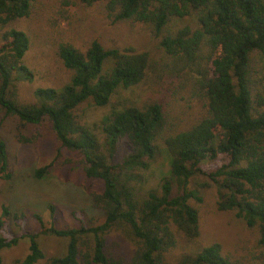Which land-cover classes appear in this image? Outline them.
I'll list each match as a JSON object with an SVG mask.
<instances>
[{
    "label": "trees",
    "instance_id": "16d2710c",
    "mask_svg": "<svg viewBox=\"0 0 264 264\" xmlns=\"http://www.w3.org/2000/svg\"><path fill=\"white\" fill-rule=\"evenodd\" d=\"M31 1L0 0V111L17 120L18 131L26 124L49 125L59 145L55 158L102 183L101 192L90 196L102 221L28 231L22 215L2 206L0 264L1 251L22 239L28 252L17 264L43 259L124 264L119 245L106 241L111 233L133 245L126 264H234L217 244L180 252L174 263L167 260L198 237L194 204L206 189L214 191L216 210L256 228L257 246L264 251V0H80L98 5L113 23L147 28L167 60L161 66L171 78L168 90L177 115L156 100L112 104L119 89L141 84L155 66L147 52L104 48L95 40L84 52L58 44L56 57L69 72L68 81L57 89L35 88L33 102H19L14 84L30 78L22 62L29 41L23 32L5 28L28 15ZM84 102L111 106L100 123V139L81 120L78 109ZM160 144L168 155L167 174L137 198L124 173L145 170ZM119 148L123 154L114 163ZM0 179H10L1 142ZM11 224L18 233L10 231ZM40 235L65 238L64 253L46 258ZM258 259L264 264V252Z\"/></svg>",
    "mask_w": 264,
    "mask_h": 264
},
{
    "label": "rangeland",
    "instance_id": "374dc122",
    "mask_svg": "<svg viewBox=\"0 0 264 264\" xmlns=\"http://www.w3.org/2000/svg\"><path fill=\"white\" fill-rule=\"evenodd\" d=\"M9 28L23 32L29 41L22 62L30 78L14 84L19 102H33L35 88L57 89L68 81L70 74L56 57L58 44L68 43L84 52L89 42L95 40L104 48L130 47L147 52L152 67L155 66L141 84L119 89L112 104L123 101L140 106L156 100L178 114L179 108L174 109V96H170L168 90L171 78L163 75L165 70L161 66L167 60L155 49L156 42L141 24L113 23L98 5L86 6L80 0H32L28 15L10 23L5 30ZM110 110V105L97 107L84 102L78 113L87 128L100 139V123ZM16 126L15 118L6 117L0 111V142L10 173L9 180L0 179V210L4 206L10 214L22 215L23 227L28 231H36L41 225L54 229L77 228L79 220L85 226L101 223L102 214L92 207L90 196L101 192L102 183L86 178L76 164H63L61 157L55 158L59 145L47 123L26 124L19 131ZM60 152L64 154V151ZM122 154L123 150L119 148L113 162H117ZM42 168L45 169L37 176L36 172ZM167 170L168 155L160 144L157 157L145 170L128 171L124 176L134 195L140 198L146 191L155 189ZM200 196L201 202L194 204L198 215V237L190 243H182V249H176L167 260L174 263L180 252H195L217 244L222 255L234 264H259L258 256L264 251L257 246L256 228H247L231 212L216 210L213 189L203 190ZM9 229L13 233L19 231L14 224ZM106 241L119 245L126 264L133 245L116 233L107 235ZM66 242L65 238L53 235L38 237L46 258L61 256ZM27 249L28 242L22 239L15 246L2 250V264H17L27 254ZM46 260L35 264H48Z\"/></svg>",
    "mask_w": 264,
    "mask_h": 264
}]
</instances>
